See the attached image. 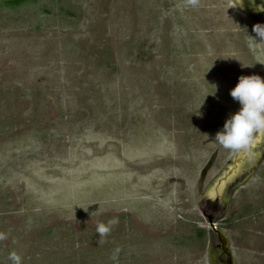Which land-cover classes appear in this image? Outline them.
Wrapping results in <instances>:
<instances>
[{
  "label": "rangeland",
  "instance_id": "374dc122",
  "mask_svg": "<svg viewBox=\"0 0 264 264\" xmlns=\"http://www.w3.org/2000/svg\"><path fill=\"white\" fill-rule=\"evenodd\" d=\"M253 25L234 0H0V264H212L215 228L264 264V147L215 187Z\"/></svg>",
  "mask_w": 264,
  "mask_h": 264
},
{
  "label": "clouds",
  "instance_id": "9594fccd",
  "mask_svg": "<svg viewBox=\"0 0 264 264\" xmlns=\"http://www.w3.org/2000/svg\"><path fill=\"white\" fill-rule=\"evenodd\" d=\"M187 6L197 7L199 0H186ZM255 43H264V24L253 25ZM231 97L238 102L239 108L231 113L223 124V128L216 132L215 142L222 148L237 152L249 151L257 133L264 132V78L259 75H241L238 83L230 90ZM118 223L113 218L105 223H98L96 233L99 238L105 237L111 226ZM0 233V239H4ZM120 249L114 250L112 259H117ZM12 264H22V257L12 251L8 256Z\"/></svg>",
  "mask_w": 264,
  "mask_h": 264
},
{
  "label": "water",
  "instance_id": "95a60500",
  "mask_svg": "<svg viewBox=\"0 0 264 264\" xmlns=\"http://www.w3.org/2000/svg\"><path fill=\"white\" fill-rule=\"evenodd\" d=\"M239 7L254 21L255 24L260 23L264 24V0H234ZM257 146L250 147L249 151H237L232 160L230 161L229 166L225 170V172L217 179L215 187H219L220 184L225 181V186L228 184L230 180L236 177L240 172L246 171V165H249L247 170L253 168L259 158L261 157L263 147H264V133L262 136V140L257 142ZM252 148V149H251ZM240 165L238 172L237 166ZM235 173V174H233ZM224 189V188H223ZM209 223L212 225V217H208ZM218 234V244L217 247L219 248L221 254L225 256L222 259L221 263H214L212 264H234L233 254L230 249L229 241L226 234L220 230L216 229Z\"/></svg>",
  "mask_w": 264,
  "mask_h": 264
},
{
  "label": "bare ground",
  "instance_id": "6f19581e",
  "mask_svg": "<svg viewBox=\"0 0 264 264\" xmlns=\"http://www.w3.org/2000/svg\"><path fill=\"white\" fill-rule=\"evenodd\" d=\"M263 133H264V132H260V133H257V134H256L255 139H254V142H253V144H252V148H253L254 146H257V144H258L257 142H258V141L260 142V141L262 140ZM252 148H251V149H252ZM239 167H240V165L237 166V171H236L235 173L238 172ZM235 173H233V174H235ZM225 183H226V182L223 181V183L220 184L219 186L222 187L223 185H225Z\"/></svg>",
  "mask_w": 264,
  "mask_h": 264
},
{
  "label": "flooded vegetation",
  "instance_id": "af4514ba",
  "mask_svg": "<svg viewBox=\"0 0 264 264\" xmlns=\"http://www.w3.org/2000/svg\"><path fill=\"white\" fill-rule=\"evenodd\" d=\"M223 208H225V207H223ZM208 217H212L213 218V216L212 215H208ZM215 256H216V258H217V260H214V263H221L222 262V259L223 258H225V256L223 255V254H221V252H220V250H219V248L217 247V251H216V254H215ZM213 259H214V256H213Z\"/></svg>",
  "mask_w": 264,
  "mask_h": 264
}]
</instances>
